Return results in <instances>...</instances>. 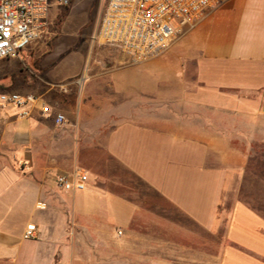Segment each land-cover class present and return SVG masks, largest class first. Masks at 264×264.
<instances>
[{
	"label": "crops",
	"instance_id": "obj_1",
	"mask_svg": "<svg viewBox=\"0 0 264 264\" xmlns=\"http://www.w3.org/2000/svg\"><path fill=\"white\" fill-rule=\"evenodd\" d=\"M87 58H6L21 69L0 91L39 100L0 107V264H264L247 178L264 150V0H226L143 63L96 34ZM79 167L86 188L61 189Z\"/></svg>",
	"mask_w": 264,
	"mask_h": 264
},
{
	"label": "built area",
	"instance_id": "obj_2",
	"mask_svg": "<svg viewBox=\"0 0 264 264\" xmlns=\"http://www.w3.org/2000/svg\"><path fill=\"white\" fill-rule=\"evenodd\" d=\"M225 1L107 0L96 38L120 50L131 64L143 63L170 50ZM71 4L72 0H0V60L18 57L32 40L41 39L50 12ZM38 100L34 94L0 91L1 108L24 107ZM55 122L63 125L65 115L58 113ZM88 180V172L79 167L59 174L57 185L63 190H84ZM35 230V223L28 224L24 237L33 238Z\"/></svg>",
	"mask_w": 264,
	"mask_h": 264
},
{
	"label": "rangeland",
	"instance_id": "obj_3",
	"mask_svg": "<svg viewBox=\"0 0 264 264\" xmlns=\"http://www.w3.org/2000/svg\"><path fill=\"white\" fill-rule=\"evenodd\" d=\"M106 2L107 0H72L69 8L53 9L49 22L53 27L54 36L48 35L43 41L40 40L45 35L41 39L32 40L28 48L40 49L42 57H45V63L56 67L55 70L86 67L89 64L87 54L92 39L98 31ZM7 62L8 59L0 60V89L11 88L7 87L12 84L9 74L15 76L16 73L12 69L20 65L18 59L12 61L13 67ZM256 149L247 171L248 181L251 182L248 190L253 197L264 199V150L261 147ZM230 204L231 202L228 201L226 207ZM255 204L259 205V203ZM222 236L221 234V242Z\"/></svg>",
	"mask_w": 264,
	"mask_h": 264
},
{
	"label": "trees",
	"instance_id": "obj_4",
	"mask_svg": "<svg viewBox=\"0 0 264 264\" xmlns=\"http://www.w3.org/2000/svg\"><path fill=\"white\" fill-rule=\"evenodd\" d=\"M69 7H70V6H68L67 8H69ZM20 67H21V65H19L18 67H16L15 69H12V70H13L15 73L18 74V73L20 72V69H21ZM12 70H11V71H12Z\"/></svg>",
	"mask_w": 264,
	"mask_h": 264
}]
</instances>
